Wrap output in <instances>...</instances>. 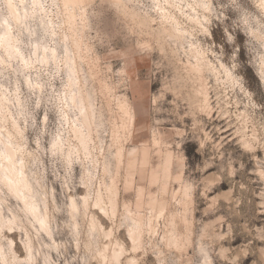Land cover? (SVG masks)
Wrapping results in <instances>:
<instances>
[{
    "label": "clouds",
    "instance_id": "clouds-1",
    "mask_svg": "<svg viewBox=\"0 0 264 264\" xmlns=\"http://www.w3.org/2000/svg\"><path fill=\"white\" fill-rule=\"evenodd\" d=\"M0 264H264V0H0Z\"/></svg>",
    "mask_w": 264,
    "mask_h": 264
}]
</instances>
